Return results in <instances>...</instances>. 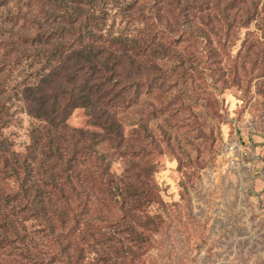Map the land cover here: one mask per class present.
Segmentation results:
<instances>
[{
	"label": "trees",
	"instance_id": "trees-1",
	"mask_svg": "<svg viewBox=\"0 0 264 264\" xmlns=\"http://www.w3.org/2000/svg\"><path fill=\"white\" fill-rule=\"evenodd\" d=\"M0 9V75L23 60L34 70L18 88L0 78V264H150L165 221L156 174L166 148L127 112L172 82L203 98L218 84L248 94L264 78V0H0ZM112 11L136 32H118ZM14 99L35 120L23 151L4 133ZM78 110L95 128L70 124Z\"/></svg>",
	"mask_w": 264,
	"mask_h": 264
},
{
	"label": "rangeland",
	"instance_id": "rangeland-1",
	"mask_svg": "<svg viewBox=\"0 0 264 264\" xmlns=\"http://www.w3.org/2000/svg\"><path fill=\"white\" fill-rule=\"evenodd\" d=\"M112 14L118 32L138 29L137 22ZM33 71L23 60L0 78L6 77L7 88H18L34 81ZM171 84L175 86L168 83L154 95L142 96L135 111L127 112L149 121L166 148L156 174L167 203L165 221L149 263L264 264V78L248 94L238 87L221 92L218 84L207 88L205 98L190 87ZM10 105L14 119L4 133L23 151L35 120L17 99ZM70 124L95 128L82 110ZM114 169L121 171V163Z\"/></svg>",
	"mask_w": 264,
	"mask_h": 264
}]
</instances>
